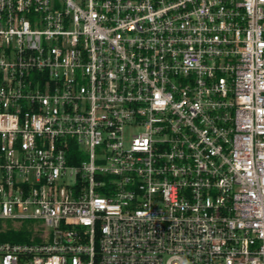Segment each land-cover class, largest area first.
<instances>
[{
    "label": "built area",
    "instance_id": "built-area-1",
    "mask_svg": "<svg viewBox=\"0 0 264 264\" xmlns=\"http://www.w3.org/2000/svg\"><path fill=\"white\" fill-rule=\"evenodd\" d=\"M29 221L0 264H264V0H0V235Z\"/></svg>",
    "mask_w": 264,
    "mask_h": 264
},
{
    "label": "trees",
    "instance_id": "trees-1",
    "mask_svg": "<svg viewBox=\"0 0 264 264\" xmlns=\"http://www.w3.org/2000/svg\"><path fill=\"white\" fill-rule=\"evenodd\" d=\"M32 228L21 225L17 229H10L5 234L0 235V240L10 241L12 243H27L30 240Z\"/></svg>",
    "mask_w": 264,
    "mask_h": 264
},
{
    "label": "rangeland",
    "instance_id": "rangeland-1",
    "mask_svg": "<svg viewBox=\"0 0 264 264\" xmlns=\"http://www.w3.org/2000/svg\"><path fill=\"white\" fill-rule=\"evenodd\" d=\"M6 223H8V222H6ZM8 224L10 225V223H8ZM23 225H26L27 227H30V228L34 229L36 226H38V223L29 221V222H23ZM13 228L16 229L15 224H13Z\"/></svg>",
    "mask_w": 264,
    "mask_h": 264
}]
</instances>
